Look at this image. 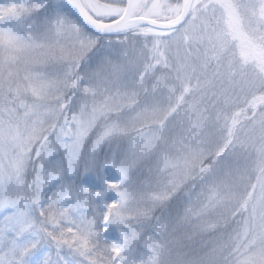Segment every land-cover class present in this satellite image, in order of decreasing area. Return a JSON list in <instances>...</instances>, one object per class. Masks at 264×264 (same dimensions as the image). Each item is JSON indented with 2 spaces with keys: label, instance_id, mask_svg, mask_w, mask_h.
<instances>
[{
  "label": "snow or ice",
  "instance_id": "6c2138e0",
  "mask_svg": "<svg viewBox=\"0 0 264 264\" xmlns=\"http://www.w3.org/2000/svg\"><path fill=\"white\" fill-rule=\"evenodd\" d=\"M193 179L264 264V0H0V264H156Z\"/></svg>",
  "mask_w": 264,
  "mask_h": 264
},
{
  "label": "trees",
  "instance_id": "16d2710c",
  "mask_svg": "<svg viewBox=\"0 0 264 264\" xmlns=\"http://www.w3.org/2000/svg\"><path fill=\"white\" fill-rule=\"evenodd\" d=\"M193 184L198 185L199 180H190L170 203L157 207L153 213L160 217V224L167 226L161 234L155 236L159 245L156 264H211L214 256V234L206 230L207 223L204 221L212 217H198L193 214L196 209L195 198L192 211L187 215L184 210L187 203L185 192ZM170 227L174 232L166 233Z\"/></svg>",
  "mask_w": 264,
  "mask_h": 264
},
{
  "label": "rangeland",
  "instance_id": "374dc122",
  "mask_svg": "<svg viewBox=\"0 0 264 264\" xmlns=\"http://www.w3.org/2000/svg\"><path fill=\"white\" fill-rule=\"evenodd\" d=\"M249 134H251V133H249ZM189 189V188H188ZM191 190V189H190ZM190 190H188V191H190ZM189 207H191V209H193V202H192V204L189 206ZM189 214V212H187V215ZM198 220H200V219H198ZM209 220H211V219H209ZM209 220H206V221H204V223H207ZM200 221H203V220H200ZM167 227V226H166ZM165 227V228H166ZM164 228V229H165ZM163 230V229H162ZM172 233V232H174V231H172V227H170V229L168 228V230H167V232L166 233ZM165 233V234H166ZM156 258L158 259V251H157V256H156Z\"/></svg>",
  "mask_w": 264,
  "mask_h": 264
}]
</instances>
